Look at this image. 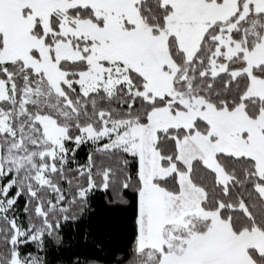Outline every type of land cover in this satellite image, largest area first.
Masks as SVG:
<instances>
[{"label":"snow or ice","instance_id":"obj_1","mask_svg":"<svg viewBox=\"0 0 264 264\" xmlns=\"http://www.w3.org/2000/svg\"><path fill=\"white\" fill-rule=\"evenodd\" d=\"M0 264H264V0H0Z\"/></svg>","mask_w":264,"mask_h":264}]
</instances>
